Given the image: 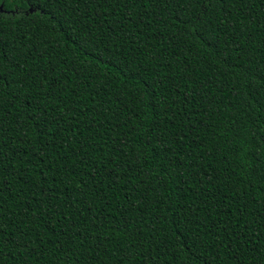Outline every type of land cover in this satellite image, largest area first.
Returning <instances> with one entry per match:
<instances>
[{
    "label": "trees",
    "instance_id": "16d2710c",
    "mask_svg": "<svg viewBox=\"0 0 264 264\" xmlns=\"http://www.w3.org/2000/svg\"><path fill=\"white\" fill-rule=\"evenodd\" d=\"M0 3V264H264V0Z\"/></svg>",
    "mask_w": 264,
    "mask_h": 264
},
{
    "label": "rangeland",
    "instance_id": "374dc122",
    "mask_svg": "<svg viewBox=\"0 0 264 264\" xmlns=\"http://www.w3.org/2000/svg\"><path fill=\"white\" fill-rule=\"evenodd\" d=\"M0 10H2V3H0Z\"/></svg>",
    "mask_w": 264,
    "mask_h": 264
}]
</instances>
